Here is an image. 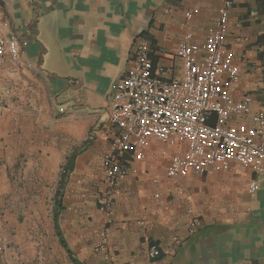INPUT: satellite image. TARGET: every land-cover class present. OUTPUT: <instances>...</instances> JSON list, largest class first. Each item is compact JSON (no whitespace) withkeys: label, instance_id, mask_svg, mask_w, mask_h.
Listing matches in <instances>:
<instances>
[{"label":"crops","instance_id":"crops-1","mask_svg":"<svg viewBox=\"0 0 264 264\" xmlns=\"http://www.w3.org/2000/svg\"><path fill=\"white\" fill-rule=\"evenodd\" d=\"M228 48L235 62L246 55L235 97L264 103V10L262 0H233ZM220 0H0V22L28 41L23 66L0 69V185L5 179L40 180L53 196L44 234L40 223L1 218L0 264H74L56 233L53 212L64 168L75 155L60 200L59 222L73 257L84 264H264V175L247 190L248 170L191 175L183 193L155 197L150 173H164L176 147L152 146L138 173H130L106 213L103 156L115 131L109 114L114 85L133 65L135 39L145 34L155 65L180 75L178 44L191 31L204 41L219 20ZM193 11L188 21L186 12ZM61 108L63 111H61ZM32 193V191H30ZM108 221L107 262L97 249L100 223ZM181 243L177 245L176 241ZM151 243L163 257L148 258ZM106 260V261H105Z\"/></svg>","mask_w":264,"mask_h":264},{"label":"built area","instance_id":"built-area-1","mask_svg":"<svg viewBox=\"0 0 264 264\" xmlns=\"http://www.w3.org/2000/svg\"><path fill=\"white\" fill-rule=\"evenodd\" d=\"M233 4V0H220L219 20L204 41L195 42L191 31L185 33L177 49L182 62L180 75L168 77L171 69L155 65L151 59L149 38L142 34L136 37L133 65L114 85L109 104L115 128L106 135L109 146L103 156L108 187L103 203L109 209L122 181L130 173H138L137 163L158 143L177 147L179 152L171 157L164 173L148 175L156 188L167 182L163 191L155 193L156 198L175 190L182 194L181 183L191 175L202 178L239 170L252 174L247 181L249 193L259 189L257 177L264 175V103L255 107L250 94L234 95L242 82L246 55L236 63L235 51L226 44L228 11ZM185 17L191 21L194 12H186ZM27 44L11 29L8 19L2 20L0 69L10 62V71L17 72L24 64L22 51ZM107 236L106 226L98 250L112 262ZM3 241L0 235V250ZM163 254L159 244H150L148 258L152 262Z\"/></svg>","mask_w":264,"mask_h":264},{"label":"rangeland","instance_id":"rangeland-1","mask_svg":"<svg viewBox=\"0 0 264 264\" xmlns=\"http://www.w3.org/2000/svg\"><path fill=\"white\" fill-rule=\"evenodd\" d=\"M5 184L6 185H4V183L0 185V217L15 219L19 223L25 219H28L30 223H40L41 231H39L38 234L40 235L41 232L44 234V224L47 221L44 216L48 215L46 211H49V217H52L53 194L48 196L41 195L39 190L40 180L27 181L19 179H5ZM30 191H32V193H30ZM105 195L100 198L99 203L104 211L108 213L110 209L103 203ZM106 226H108V221H103L100 223L97 249L101 240V233L106 228ZM2 228L3 227L0 224V235H2L4 238L5 236ZM8 249L9 245L3 244V248L0 250V255H5Z\"/></svg>","mask_w":264,"mask_h":264},{"label":"trees","instance_id":"trees-1","mask_svg":"<svg viewBox=\"0 0 264 264\" xmlns=\"http://www.w3.org/2000/svg\"><path fill=\"white\" fill-rule=\"evenodd\" d=\"M259 5H260V8L262 10H264V0L260 1ZM142 35H145V34H142ZM74 162H75V155H73L68 160V164L64 168V174L62 176V179H61V182H60V186H59V189H58V191L56 193V197H55V205H54V212H53V222H54V227H55L56 233H57V235L59 237L60 243L62 244V246L64 248H66L68 250L69 254L71 255L73 263L74 264H84L81 261H79L78 259L73 257L72 251L68 247V244L66 242V239L64 237V234L62 232V229L60 227V222H59V213H60V209H61L60 200H61V197H62V189L64 187V184L66 183V178L68 176V172L70 170H72L73 167H74Z\"/></svg>","mask_w":264,"mask_h":264}]
</instances>
